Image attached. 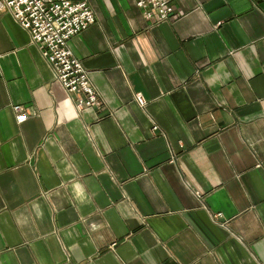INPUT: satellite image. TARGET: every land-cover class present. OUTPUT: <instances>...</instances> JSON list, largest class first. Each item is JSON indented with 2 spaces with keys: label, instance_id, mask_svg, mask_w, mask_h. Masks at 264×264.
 I'll use <instances>...</instances> for the list:
<instances>
[{
  "label": "crops",
  "instance_id": "crops-1",
  "mask_svg": "<svg viewBox=\"0 0 264 264\" xmlns=\"http://www.w3.org/2000/svg\"><path fill=\"white\" fill-rule=\"evenodd\" d=\"M89 3L101 109L0 14V264H264V0Z\"/></svg>",
  "mask_w": 264,
  "mask_h": 264
},
{
  "label": "built area",
  "instance_id": "built-area-1",
  "mask_svg": "<svg viewBox=\"0 0 264 264\" xmlns=\"http://www.w3.org/2000/svg\"><path fill=\"white\" fill-rule=\"evenodd\" d=\"M177 1L136 0V4L148 21L161 23L175 14ZM2 13H9L30 34L32 43L79 110L102 108L88 72L70 49V41L96 22L89 0H0ZM136 101L141 107L147 104L141 95L136 96ZM14 111L20 121L26 120L27 114L21 106H15Z\"/></svg>",
  "mask_w": 264,
  "mask_h": 264
},
{
  "label": "rangeland",
  "instance_id": "rangeland-1",
  "mask_svg": "<svg viewBox=\"0 0 264 264\" xmlns=\"http://www.w3.org/2000/svg\"><path fill=\"white\" fill-rule=\"evenodd\" d=\"M67 92V91H66ZM98 94V93H97ZM99 96V95H98ZM103 105V104H102ZM101 109V108H100Z\"/></svg>",
  "mask_w": 264,
  "mask_h": 264
}]
</instances>
